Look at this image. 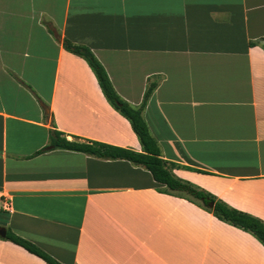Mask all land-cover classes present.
Returning a JSON list of instances; mask_svg holds the SVG:
<instances>
[{
	"label": "crops",
	"instance_id": "0c3cea01",
	"mask_svg": "<svg viewBox=\"0 0 264 264\" xmlns=\"http://www.w3.org/2000/svg\"><path fill=\"white\" fill-rule=\"evenodd\" d=\"M66 41L132 107L153 86L141 115L176 177L264 222V0H0L6 234L62 264H264L252 232L144 166L50 147L55 129L142 148ZM5 237L0 264H48Z\"/></svg>",
	"mask_w": 264,
	"mask_h": 264
},
{
	"label": "trees",
	"instance_id": "16d2710c",
	"mask_svg": "<svg viewBox=\"0 0 264 264\" xmlns=\"http://www.w3.org/2000/svg\"><path fill=\"white\" fill-rule=\"evenodd\" d=\"M64 45L66 49L82 56L88 62L105 97L114 108L130 121L132 129L138 136L142 148L141 151H136L93 140H69L61 135L62 133L60 131L55 129L50 130V147L81 151L103 158H122L142 165L150 171L157 182L165 184L169 191L199 200L205 208L212 210L215 216L237 227L252 232L264 245V222L261 219L230 207L220 200H216L209 192L197 187L189 181L176 177L172 173L170 163L161 157L159 148L155 140L151 137L146 122L141 115V108L147 102L153 90V86L150 85L146 89L140 107L134 108L117 94L106 70L88 47L74 45L67 41ZM46 148L47 147L38 152H42ZM209 201L214 202L212 207L207 205ZM5 238L10 239L28 251L38 255L48 264H62L32 242L9 230Z\"/></svg>",
	"mask_w": 264,
	"mask_h": 264
},
{
	"label": "water",
	"instance_id": "95a60500",
	"mask_svg": "<svg viewBox=\"0 0 264 264\" xmlns=\"http://www.w3.org/2000/svg\"><path fill=\"white\" fill-rule=\"evenodd\" d=\"M207 205H208L209 207H212V206H213V201H209V202L207 203ZM0 236H2V237H5V236H6V229H5V227H3V226H0Z\"/></svg>",
	"mask_w": 264,
	"mask_h": 264
}]
</instances>
